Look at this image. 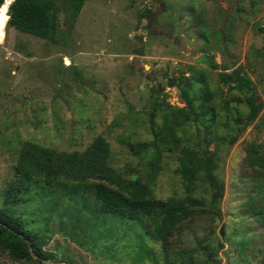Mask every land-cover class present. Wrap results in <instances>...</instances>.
Returning <instances> with one entry per match:
<instances>
[{"label": "rangeland", "instance_id": "rangeland-1", "mask_svg": "<svg viewBox=\"0 0 264 264\" xmlns=\"http://www.w3.org/2000/svg\"><path fill=\"white\" fill-rule=\"evenodd\" d=\"M58 5L54 41L9 27V9L0 18V205L23 142L71 153L103 137L110 165L161 201L187 194L177 169L191 147L216 155L220 217L196 214L165 246L149 242L157 259L139 257L130 242L93 252L59 233L56 222L45 250L63 264H199L212 255V264H264V222L255 216L262 202L253 201L260 166L252 162L254 149L264 157V0H86L78 14L68 2ZM243 80L262 107L242 131L234 120L251 109L247 92L232 86ZM180 88L194 99V111L215 107L217 121H186ZM166 115L172 119L165 124ZM153 125L170 136L158 142L157 158L141 147L154 148ZM194 196L211 199L203 185ZM193 248V257L180 258ZM0 264L38 263L0 252Z\"/></svg>", "mask_w": 264, "mask_h": 264}, {"label": "trees", "instance_id": "trees-1", "mask_svg": "<svg viewBox=\"0 0 264 264\" xmlns=\"http://www.w3.org/2000/svg\"><path fill=\"white\" fill-rule=\"evenodd\" d=\"M85 1L14 0L8 10L7 25L21 33L54 41L58 3L68 2L73 13L78 14ZM9 2L0 0L1 19L5 17ZM232 87L247 92L244 103L251 111L248 116H238L234 120L235 125L243 131L255 120L262 104L247 80ZM180 90L190 109L185 115L186 121L193 118L199 120L205 115L210 116L209 121H217L215 107L206 106L202 113H198L194 111V99L189 92L183 88ZM207 103L204 100V104ZM156 105L161 107V104ZM170 119L166 115L164 123L170 122ZM152 132L156 138L154 148L149 150L148 143L141 147L143 152L152 153L157 158L159 153L155 151L159 148L158 142L162 144L165 137L168 140L170 136L166 128L159 129L154 125ZM208 136L212 137L214 133L210 131ZM238 138L239 135H235L229 139L234 144ZM170 139L172 141L169 143H174L177 135L174 133ZM110 153V145L103 137L96 138L85 151L71 153L23 142L14 166V177L2 194L0 252L7 253L17 261L44 264L42 260H52L54 255L45 250V246L53 233L50 227L56 222L59 233L81 247H89L93 252L100 246L110 251L130 242L129 246L136 249L139 257L152 259L153 255L157 259L155 252L148 248L149 242L165 246L176 227L196 214L221 216L223 187L214 174L217 166L215 153L207 152L208 155L201 156L191 147L184 148L177 173L185 184L187 194L181 198L170 197L166 201L157 199L147 184L126 178L115 170L109 162ZM257 153L254 149L252 162L259 165L260 170L256 185L258 193L253 201L261 199L262 204L255 216L264 222V157L257 156ZM198 185L205 186L210 200L194 196ZM19 209L23 211L19 213ZM144 220L151 225L141 228ZM33 221L40 225H31ZM30 247L39 259L33 258ZM220 248H223L222 244ZM202 250L206 252V246ZM197 252L196 248L185 250L180 258L193 257V253ZM212 263L213 255L199 264ZM167 264L181 262H171L169 259Z\"/></svg>", "mask_w": 264, "mask_h": 264}, {"label": "water", "instance_id": "water-1", "mask_svg": "<svg viewBox=\"0 0 264 264\" xmlns=\"http://www.w3.org/2000/svg\"><path fill=\"white\" fill-rule=\"evenodd\" d=\"M13 1H14V0H10V2L7 4L8 9H9V7H10V5H11V3H12ZM5 3H6V2H5ZM30 252H31L33 258H35V259H39V257L33 253V250H32L31 247H30ZM42 262H43L44 264H63V263H60V262H57V261H52V260H42Z\"/></svg>", "mask_w": 264, "mask_h": 264}]
</instances>
